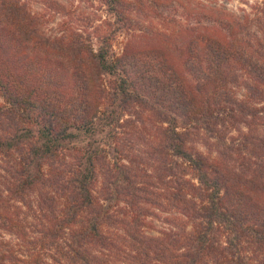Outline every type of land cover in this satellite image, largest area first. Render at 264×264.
<instances>
[{
    "label": "trees",
    "instance_id": "16d2710c",
    "mask_svg": "<svg viewBox=\"0 0 264 264\" xmlns=\"http://www.w3.org/2000/svg\"><path fill=\"white\" fill-rule=\"evenodd\" d=\"M78 1L0 0V264H264V2Z\"/></svg>",
    "mask_w": 264,
    "mask_h": 264
},
{
    "label": "rangeland",
    "instance_id": "374dc122",
    "mask_svg": "<svg viewBox=\"0 0 264 264\" xmlns=\"http://www.w3.org/2000/svg\"><path fill=\"white\" fill-rule=\"evenodd\" d=\"M43 0H30L33 9H40L41 7V2ZM64 3H67L69 7L72 9H75V14H80V13H90L94 11L92 4L89 2H84V1H78V0H60ZM164 2L170 1V0H162ZM264 2V0H173L171 2V6L179 9L176 11H171L174 14H176V17L180 18V15H184L186 13V7H189L192 9L193 8H211L214 9L215 12L217 13H224V12H229L233 13L240 19H245L248 14H250L251 11V6ZM183 8V9H182ZM184 11V13L181 11ZM101 15L104 16V13H101ZM59 21V16H55L53 19H51L45 28L49 30H54V28L57 26V23ZM174 25V22H171L170 24L165 23L164 27H167L171 29ZM122 39V36H119V40ZM118 46H115V49L117 50ZM239 93H242V91H239ZM83 138L84 136L81 135ZM140 145V144H137ZM137 148V146L135 145ZM154 216L148 217V221L156 228V229H166L168 227L167 223L165 222L166 216H171L169 215V212H161L157 209L154 210ZM151 233H156L154 229L150 230ZM4 237L6 239H10V236L8 234H5Z\"/></svg>",
    "mask_w": 264,
    "mask_h": 264
}]
</instances>
